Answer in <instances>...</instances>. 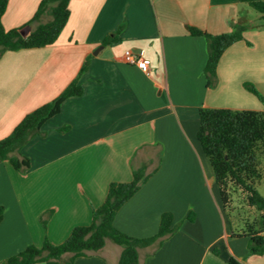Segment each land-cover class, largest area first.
<instances>
[{
	"label": "crops",
	"instance_id": "crops-1",
	"mask_svg": "<svg viewBox=\"0 0 264 264\" xmlns=\"http://www.w3.org/2000/svg\"><path fill=\"white\" fill-rule=\"evenodd\" d=\"M42 0H9L7 30L26 25ZM242 0H71L59 39L39 48L7 51L0 59V139L31 111L52 101L76 78L84 93L67 99L39 141V161L26 172L0 160V264L46 238L63 242L106 200L112 182H131L148 164L152 175L118 211L115 226L131 236L159 231L171 211L177 230L141 248V264H264L247 239L228 229L215 175L198 139L201 107L264 110V21L243 14ZM48 17L44 22L48 21ZM249 25L224 52L209 87L205 35ZM34 26H31V29ZM119 32L121 41L104 45ZM144 50L150 72L124 60ZM89 66L80 74L85 62ZM21 154L29 155L27 147ZM37 140V139H36ZM14 153V154H16ZM34 159V158H33ZM53 210L47 227L42 215ZM194 212V219L187 215ZM123 246L108 239L75 264H119ZM35 264H44L38 262Z\"/></svg>",
	"mask_w": 264,
	"mask_h": 264
},
{
	"label": "trees",
	"instance_id": "trees-1",
	"mask_svg": "<svg viewBox=\"0 0 264 264\" xmlns=\"http://www.w3.org/2000/svg\"><path fill=\"white\" fill-rule=\"evenodd\" d=\"M242 1L257 9L259 18L264 21V0ZM70 2L71 0H42L33 18L26 24L34 27L24 36L21 32L23 26L10 30L5 28L3 16L9 0H0V59L7 51L54 44L69 20ZM47 17L48 21L44 22ZM248 26L237 24L233 31L216 35L195 26L189 27L192 35L207 37L209 57L205 74L209 87L217 83L218 66L224 52L244 38ZM120 41L118 32L107 36L103 44L115 45ZM88 66L89 60L85 62L80 74ZM245 87L264 101V96L254 84L246 82ZM83 93L84 87L79 83V78H76L55 99L28 113L10 135L0 139V160L9 161L19 171H28L32 167L31 158L14 153H20L32 137L43 133L45 123L61 113L67 99ZM199 122L198 139L213 169L225 207L232 208L235 194L238 193L252 208L264 211V196L257 188V182L263 178L261 165L264 161V110L204 106L199 111ZM151 175L148 164L145 163L134 170L131 182H112L106 200L94 210L90 224L75 227L61 243H54L46 238L41 246L31 244L23 251L6 258L1 264H75L78 256L101 251L108 239L123 246L119 264H141L139 250L156 241L162 242L177 228L174 213L171 211L162 214L159 231L150 237L131 236L115 226V218L120 208L139 191ZM52 214L51 209L42 215L45 227ZM4 218L5 207L1 206L0 224ZM187 218L193 220L194 212L190 211ZM231 234L233 237L247 236L251 253L263 254L264 213L250 223L248 229L232 230ZM230 263L239 264L235 258H231Z\"/></svg>",
	"mask_w": 264,
	"mask_h": 264
},
{
	"label": "rangeland",
	"instance_id": "rangeland-1",
	"mask_svg": "<svg viewBox=\"0 0 264 264\" xmlns=\"http://www.w3.org/2000/svg\"><path fill=\"white\" fill-rule=\"evenodd\" d=\"M245 7H246L245 10H243V14L245 16L253 18V19L258 18L260 16L259 11L257 9H255L254 7H252L251 5H249L248 3L245 4ZM37 136L38 135L31 138V139L34 138V140H33V142H30L31 144H29V146L26 148L27 151L30 152V153H28L29 155H26V156H29L31 158L32 162H34V160H35V163L39 161V155H40L39 154V146H38L40 138H35ZM31 139L29 141H31ZM26 145L27 144H25L24 147ZM23 154L25 155V153H23ZM15 155L18 156L19 154L16 153ZM261 167L263 170V178L257 182V188H258L259 192L261 193V195L264 196V161L262 162ZM218 200H219V204H220V206L224 212L230 233L232 232V230L233 231H243V230L248 229V225L250 223H252L256 218H258V217L260 218L261 214L264 213V211L257 210L256 208H252L250 205H248L247 202L245 201V199L241 195H239L238 193L235 194V201H234V204L232 205V208L225 207L224 202L222 200V197L220 195V192H218ZM178 227H179V224H177V228ZM177 228H176V230H177ZM148 237H150V236H148ZM141 238H144V237H141ZM234 238H237V239L245 238V239H247V244H248V248H249L250 240L247 236L234 237Z\"/></svg>",
	"mask_w": 264,
	"mask_h": 264
},
{
	"label": "built area",
	"instance_id": "built-area-1",
	"mask_svg": "<svg viewBox=\"0 0 264 264\" xmlns=\"http://www.w3.org/2000/svg\"><path fill=\"white\" fill-rule=\"evenodd\" d=\"M124 60L132 65H138L145 72H150V60L145 57V51L127 49L124 53Z\"/></svg>",
	"mask_w": 264,
	"mask_h": 264
},
{
	"label": "water",
	"instance_id": "water-1",
	"mask_svg": "<svg viewBox=\"0 0 264 264\" xmlns=\"http://www.w3.org/2000/svg\"><path fill=\"white\" fill-rule=\"evenodd\" d=\"M31 31V26L30 25H25L21 28V32L24 36H27L29 32Z\"/></svg>",
	"mask_w": 264,
	"mask_h": 264
}]
</instances>
